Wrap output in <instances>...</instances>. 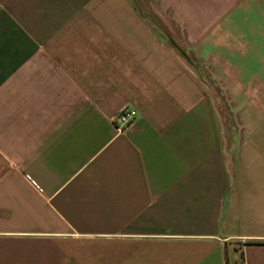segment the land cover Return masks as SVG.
Segmentation results:
<instances>
[{
  "label": "crops",
  "instance_id": "crops-1",
  "mask_svg": "<svg viewBox=\"0 0 264 264\" xmlns=\"http://www.w3.org/2000/svg\"><path fill=\"white\" fill-rule=\"evenodd\" d=\"M0 264H264V0H0Z\"/></svg>",
  "mask_w": 264,
  "mask_h": 264
},
{
  "label": "built area",
  "instance_id": "built-area-1",
  "mask_svg": "<svg viewBox=\"0 0 264 264\" xmlns=\"http://www.w3.org/2000/svg\"><path fill=\"white\" fill-rule=\"evenodd\" d=\"M135 117L136 113L134 111L123 109L114 121L118 127V131H123L126 127L130 126Z\"/></svg>",
  "mask_w": 264,
  "mask_h": 264
}]
</instances>
